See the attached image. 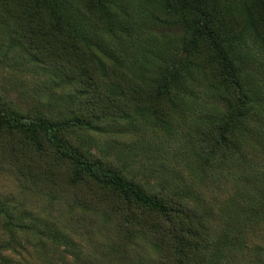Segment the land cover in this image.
<instances>
[{
    "label": "trees",
    "instance_id": "trees-1",
    "mask_svg": "<svg viewBox=\"0 0 264 264\" xmlns=\"http://www.w3.org/2000/svg\"><path fill=\"white\" fill-rule=\"evenodd\" d=\"M108 4L79 0L78 10L90 23L116 31L122 20ZM248 7L264 37V0H251ZM156 10L162 22L181 24L185 39L163 59L157 77L144 82L113 61L101 62L59 0H0V56L15 39L40 63L61 69L77 91L71 112L60 117L23 111L0 97V169L71 208L73 231L92 243L85 264H100L102 247L108 252L106 264H227L233 253L248 248L244 229L227 234L220 245L215 227L183 192L128 177L73 136L76 130L100 129L149 111L158 123L177 120L175 91L181 77L197 67L205 70L227 108L196 130L198 157L205 165H231L243 153L241 133L247 132L244 119L253 99L232 40L224 38L223 5L219 0H164ZM244 192L248 212L264 213V192L259 190L262 199L251 198L250 189ZM8 211L0 204V217ZM21 227L30 230L28 223ZM251 255L264 264V244Z\"/></svg>",
    "mask_w": 264,
    "mask_h": 264
},
{
    "label": "rangeland",
    "instance_id": "rangeland-1",
    "mask_svg": "<svg viewBox=\"0 0 264 264\" xmlns=\"http://www.w3.org/2000/svg\"><path fill=\"white\" fill-rule=\"evenodd\" d=\"M59 1L101 62L113 61L144 82L157 77L163 59L185 39L181 24L157 18L156 9L164 6V0H109L111 14L122 20L116 31L90 23L78 10L79 0ZM219 1L224 9L219 15L224 38L232 40L253 99L244 119L247 132L241 133L245 148L235 164L205 165L195 151L196 130L227 110L205 70L197 67L181 77L175 91L177 120L158 123L149 111L110 121L100 129L76 130L73 136L128 177L183 192L215 227L220 245L227 234L244 229L248 248L233 253L227 264H258L251 252L264 244V213L248 212L244 189L251 190V198H263L259 190L264 192V37L251 20V0ZM76 95L61 69L40 63L17 40H9L0 56L2 100L23 111L60 117L71 112ZM0 204L9 208L0 217V264H85L90 260L92 243L85 234L73 231L67 214L70 207L53 201L46 191L27 187L13 173L0 169ZM22 223H28L30 230L23 229ZM104 253L108 255L106 247L97 254L100 264H106Z\"/></svg>",
    "mask_w": 264,
    "mask_h": 264
}]
</instances>
